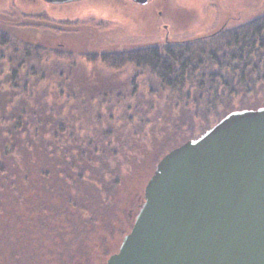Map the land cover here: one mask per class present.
<instances>
[{
    "label": "trees",
    "instance_id": "16d2710c",
    "mask_svg": "<svg viewBox=\"0 0 264 264\" xmlns=\"http://www.w3.org/2000/svg\"><path fill=\"white\" fill-rule=\"evenodd\" d=\"M1 23H7V27ZM14 29L10 21H0V192L27 187L30 173L39 165L35 159L41 155L59 174L63 187L73 191L91 163L77 169L76 162L68 159L76 154L77 159L86 160L90 143L96 168L103 169L105 164L109 167L103 171L107 174L102 179L104 185L100 188L98 184L99 190L95 187L101 198L97 201L107 207L117 206V197H113L117 185H111L110 180L121 181L129 169V158L121 152L122 145L117 146L118 130L108 127L106 120L122 121L119 132L127 139L133 133L139 138L149 134L152 148L170 138L166 153L200 135L230 111L264 106V11L206 36L108 48L93 59L85 55L86 60L99 58L106 66L123 72L124 77L114 75L115 83L110 85L97 83L93 76L89 80L75 78L79 68L73 61L75 55L82 56L78 51L32 43L17 36ZM127 65L132 67L129 72L121 70ZM47 71L52 79L45 82ZM116 88L122 89V98ZM107 97L120 101H113L118 103L114 110L119 114L112 119L97 112ZM84 115L92 118L86 125ZM93 119L105 123L93 124ZM84 126L106 129L96 133V138L82 132ZM46 144L55 145L54 151L46 150ZM62 165L73 179H64ZM75 199L71 195L58 210L56 223L73 222L77 226L84 219V196ZM108 223L111 228L112 220ZM103 224L97 227L104 228ZM95 229L88 227L89 235H96Z\"/></svg>",
    "mask_w": 264,
    "mask_h": 264
},
{
    "label": "rangeland",
    "instance_id": "374dc122",
    "mask_svg": "<svg viewBox=\"0 0 264 264\" xmlns=\"http://www.w3.org/2000/svg\"><path fill=\"white\" fill-rule=\"evenodd\" d=\"M263 11L264 0H149L145 4L132 0H73L61 3L46 0H0V21H10L15 26L17 36L47 47L62 46L65 51H78L77 54L82 56L75 55L76 61H73L79 68L75 78L89 80V76H93L97 83L105 82L106 85L115 83L113 77L116 74L120 79L124 77L123 72L106 66L99 58L86 60L85 55L88 59H93L98 57L96 55L99 52L108 48L159 44L169 40L206 36L223 26L244 21ZM1 24L3 28L7 27V23ZM131 69L132 67L127 65L121 70L129 72ZM49 74L50 71H47V75ZM49 77L50 75L45 78V82L49 81L47 80ZM117 83L121 85V82ZM115 91L121 96V88ZM109 99V97L105 99L103 108L97 112L107 119H112L111 116L119 114L114 107L120 101L115 100V97L111 98V101ZM92 113L94 115L95 112ZM88 119L92 118L83 116L84 125ZM94 123L103 125L105 122L100 123L93 119ZM106 123L108 127L118 130L115 133V138L118 139L117 146L122 145L121 152L129 158L127 160L129 169L126 172L128 174L125 173L121 181L118 180L119 185L118 181L115 182L117 179L110 180L111 185H117L113 191V197H117L115 200L117 206L110 204L107 207L98 203L101 199L100 192L95 187L99 190L104 185L102 179L107 178V174L103 171H107L109 167L105 164L103 169L96 168L90 143L88 144L91 148L86 160L77 159L76 154H71L68 159L76 162L77 169H80L79 165L85 167L91 163L90 170L84 171L80 177L82 182L78 186L77 184L73 186V191L63 187L64 182L59 174L53 171L52 165L50 166L46 157L43 159L41 155L35 159L39 165L30 173L27 187L0 192V195H4V199H0V259L1 256L4 259L2 264H41L38 260L39 248L45 250V247L52 246L53 235L49 234V226L54 231L55 226L59 225L55 217L60 215L58 210L63 209L71 195H74L75 201L78 200L77 197L82 199L84 196L86 205L82 207L84 211V219L80 221L82 227H96L98 223H106L103 229L107 236L111 238L116 236L119 242L130 230L132 221L130 213L132 216L136 214L146 182L153 174L158 161L167 153L164 151L171 140L169 138L152 148L149 134L143 132L145 134L139 138L133 133L134 135H129L127 139L119 132L123 127L122 121L106 120ZM104 127H98V130L96 127L84 126V129H81L82 132L86 131L98 138L99 135L96 133L101 132ZM107 132L106 130L105 134ZM68 143L65 142L66 145ZM54 146L46 144V150L54 151ZM69 154L68 151L67 155ZM67 169L62 165L61 173L65 180H71L73 177ZM107 186L105 183V188ZM101 192L104 193L103 190ZM111 220L110 228L107 225H111L108 223ZM65 223L67 222H60V225H66ZM67 224L74 225L73 222ZM42 225L45 228L38 227ZM42 231L46 235H43ZM69 236V239L75 238ZM40 243L39 248L34 250V246ZM63 248L65 250V245ZM5 254H8V258H4ZM43 257L45 256L41 258Z\"/></svg>",
    "mask_w": 264,
    "mask_h": 264
},
{
    "label": "water",
    "instance_id": "95a60500",
    "mask_svg": "<svg viewBox=\"0 0 264 264\" xmlns=\"http://www.w3.org/2000/svg\"><path fill=\"white\" fill-rule=\"evenodd\" d=\"M105 264H264V106L230 111L164 154Z\"/></svg>",
    "mask_w": 264,
    "mask_h": 264
},
{
    "label": "flooded vegetation",
    "instance_id": "af4514ba",
    "mask_svg": "<svg viewBox=\"0 0 264 264\" xmlns=\"http://www.w3.org/2000/svg\"><path fill=\"white\" fill-rule=\"evenodd\" d=\"M148 1L149 0H147L146 3H148ZM142 202H143V197H142V200H140V206ZM135 215L132 216L130 213V218H132L133 222H134ZM133 222H132V225H133ZM78 225L77 226L75 225L69 226V224L56 225L54 228L56 229V232H54L52 227H50V231L52 232V235H53L51 237L52 246L45 247L47 251L46 249L43 250L42 247L39 248L41 243L38 246H34L35 248L34 250L39 248V253H38L39 262L41 264H105L108 258L112 254L118 251V248L121 244L122 239L119 242L116 236H114L113 238L108 237L107 233L104 231L102 226L101 227L94 226V228H96L94 230L96 235L91 236L89 235V230H87L88 228L82 227L81 222H79ZM42 227L43 225L40 228ZM69 235L75 238L69 239L68 238L70 237ZM64 245H65V250L63 248ZM64 251H66V253H64ZM5 255H4V258L6 257L8 258V254H5ZM9 255L11 254L9 253ZM42 256H45V257L41 258ZM3 261L4 259L1 256L0 264H2Z\"/></svg>",
    "mask_w": 264,
    "mask_h": 264
}]
</instances>
